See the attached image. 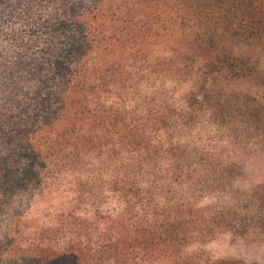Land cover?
Instances as JSON below:
<instances>
[{
  "label": "trees",
  "instance_id": "1",
  "mask_svg": "<svg viewBox=\"0 0 264 264\" xmlns=\"http://www.w3.org/2000/svg\"><path fill=\"white\" fill-rule=\"evenodd\" d=\"M262 41L264 0H0V264H243L193 249L264 235V184L216 203L185 140Z\"/></svg>",
  "mask_w": 264,
  "mask_h": 264
},
{
  "label": "rangeland",
  "instance_id": "2",
  "mask_svg": "<svg viewBox=\"0 0 264 264\" xmlns=\"http://www.w3.org/2000/svg\"><path fill=\"white\" fill-rule=\"evenodd\" d=\"M233 56L242 61L246 74L219 85L212 97L220 105L218 121L204 112L185 143L221 160L228 175L224 192L215 201L239 207L237 197L250 195L264 184V41L252 49H236ZM188 92L182 89L179 97ZM52 209L49 202L34 201L28 215L45 216ZM193 251L243 264H264V235L255 230L244 238L224 235Z\"/></svg>",
  "mask_w": 264,
  "mask_h": 264
}]
</instances>
